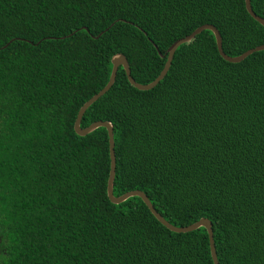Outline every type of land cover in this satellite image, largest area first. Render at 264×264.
Returning <instances> with one entry per match:
<instances>
[{
  "label": "trees",
  "instance_id": "trees-1",
  "mask_svg": "<svg viewBox=\"0 0 264 264\" xmlns=\"http://www.w3.org/2000/svg\"><path fill=\"white\" fill-rule=\"evenodd\" d=\"M202 24L230 56L264 43L245 0H0V264H214L204 227L110 202L106 128L73 129L115 53L149 83ZM97 120L114 126V195L209 219L219 264H264V50L228 62L204 30L151 89L120 66L80 125Z\"/></svg>",
  "mask_w": 264,
  "mask_h": 264
},
{
  "label": "water",
  "instance_id": "water-1",
  "mask_svg": "<svg viewBox=\"0 0 264 264\" xmlns=\"http://www.w3.org/2000/svg\"><path fill=\"white\" fill-rule=\"evenodd\" d=\"M245 7H246L247 12L250 14V16L253 19H255L257 22H259L264 27V18L260 17L259 15H257L253 11V9L251 7V0H245ZM204 30L212 31V33L215 37V42H216L218 53L220 54V56L224 60H226L228 62H239V61L243 60L245 57H247L248 55L252 54L253 52L264 50V43H263V44L255 46V47L249 48L248 50L244 51L240 55L230 56L223 51L222 38H221V35H220L218 29L212 24H202V25L198 26L196 29H194L190 34L175 40L168 47L165 55H162L161 52L158 51L159 55H161L162 57L166 56L165 63L163 65V68L161 69L160 73L156 76V78H154V80H152L151 82L145 83V84L137 82L132 77L131 71H130V66H129V63H128L126 56L121 52L115 53L111 57L112 68H111V72H110L107 83L98 92L93 94L89 99H87L81 105V107L79 108V110L77 112V116H76L74 124H73V129L77 135L85 136L86 134L94 131L98 127L106 128L107 136H108V144H109V156H110V168H109V174H108V179H107L106 192H107V196H108L110 202H112L114 204H119V203L125 201L126 199H128L129 197H133V196L140 197L141 200L144 202V204L149 209V211L152 213V215L163 226H165L167 229H169L170 231H173V232H179V233L180 232H189V231H193L199 227H204L207 231L208 238H209V248H210V254H211L212 261L214 264H219V261L217 258V253H216V248H215V243H214V238H213L212 223L209 219L202 217L199 220H197L191 224H188L186 226H175V225L171 224L170 222H168L155 209V207L151 203L150 199L148 198V196L143 191L131 190V191H127V192H125L119 196L114 195L113 183H114L115 169H116V157H115V149H114V146H115V144H114V126L111 122L104 121V120L94 121L86 127H81V125H80L82 116H83L84 112L86 111V109L111 88V86L113 85V83L115 81L118 68L120 66L123 67L125 74H126V77L132 86H134L135 88H137L139 90L151 89L155 85H157V83L166 75L167 71L170 68L174 53H175L176 49L178 48V46H180L183 43L189 42L196 35H198L199 33H201ZM99 35H100V33L95 37L97 38Z\"/></svg>",
  "mask_w": 264,
  "mask_h": 264
}]
</instances>
